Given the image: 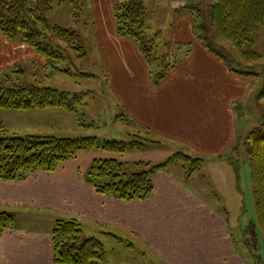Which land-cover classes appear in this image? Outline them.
<instances>
[{
	"label": "crops",
	"instance_id": "1",
	"mask_svg": "<svg viewBox=\"0 0 264 264\" xmlns=\"http://www.w3.org/2000/svg\"><path fill=\"white\" fill-rule=\"evenodd\" d=\"M15 48L0 29V61L16 54ZM255 48L261 58L249 64L223 59L197 40L157 83L134 43L131 63L111 49L124 105L140 128L202 157V168L190 176L173 173L171 166L158 170L151 193L131 200L98 192L80 168L73 175L61 172L62 166L23 180L0 178V210L16 215L0 233V264H61L54 260L52 230L58 218L68 217L82 222L86 236L102 240L103 264H124L122 247L141 250L154 264H262L264 232L259 237L241 139L263 115L264 98L258 94L264 83V27L255 36ZM250 223H256L258 259L244 240Z\"/></svg>",
	"mask_w": 264,
	"mask_h": 264
},
{
	"label": "trees",
	"instance_id": "2",
	"mask_svg": "<svg viewBox=\"0 0 264 264\" xmlns=\"http://www.w3.org/2000/svg\"><path fill=\"white\" fill-rule=\"evenodd\" d=\"M71 1L76 16L75 10L79 5L76 1ZM44 4L50 6L51 0H0V29L10 39L20 30L23 38L38 52H46L56 59L55 61L65 59L67 46L62 47L52 41L47 42L49 48L44 46L46 42L42 38H50L45 31L51 28L50 20L42 9ZM193 7L196 20L192 27L196 37L212 52L226 59L225 55L209 42L206 27L199 22L200 8ZM113 17L118 36L130 38L146 63L159 58L153 52L155 38L146 33L148 25L144 0H116ZM210 20L214 38L231 43L242 63L255 62L261 58V53L255 48V36L264 27V0H211ZM54 29L60 35L74 33L70 28L58 25H55ZM76 48L80 50L78 56L87 55L83 45L79 44ZM171 65H174L172 61L169 65L165 63L164 69L157 73L153 81L159 82ZM54 67L70 73L68 69ZM85 94H70L68 91L39 85L36 82L6 85L0 80V108L4 109L59 108L76 112L79 120L78 106L83 103ZM259 96L264 98V83ZM260 120L259 124L249 131L246 140L251 180L256 195L257 222L264 232V114ZM143 143L144 140L137 138L126 141L100 139L97 136L8 135V129L0 120V178L23 180L39 169L52 172L60 161L67 160L81 149L100 147L108 151L122 152L142 147ZM178 161L187 176L200 170L204 162L200 156L177 151L160 163L152 164L150 161L138 160L133 163L132 170H126L124 162L116 158H95L84 176L98 192L130 200L144 198L153 189L154 174ZM15 220V213L0 210V233L4 228L13 225ZM52 241L54 260L57 263L103 264L106 259L107 252L102 240L96 236H86L82 222L76 217L58 218L52 230ZM256 241L252 244L246 241V244L258 259V254L254 252L257 250Z\"/></svg>",
	"mask_w": 264,
	"mask_h": 264
},
{
	"label": "rangeland",
	"instance_id": "3",
	"mask_svg": "<svg viewBox=\"0 0 264 264\" xmlns=\"http://www.w3.org/2000/svg\"><path fill=\"white\" fill-rule=\"evenodd\" d=\"M74 1L79 5V8L75 10L76 16L71 0H51L50 6L49 4L42 6L51 25V28L45 31L50 38H46L47 36L42 38L46 42L44 46L49 48L48 41L62 47L67 46L65 59L55 61L56 59L46 52H38L29 41L23 38V33L19 30L11 39L8 38L12 45L16 46V54L8 59H1L0 80L6 85L36 82L39 85L68 91L70 94L86 93L83 103L78 106L80 119L78 120L76 112L59 108L34 109L35 111L0 108V120L8 129V135L97 136L100 139L130 141L137 138V140H144L142 147L122 152L108 151L100 147L78 150L74 156L60 161L56 168L58 170L66 166L61 172L71 175L78 174V168H80L84 176L95 158H116L124 162V169L132 170L133 163L138 160L156 164L166 160L177 151L193 155L185 149L161 141L152 130L140 128L137 120L129 112V108L124 105L117 83L116 67L111 64L108 52L117 48L126 62H134L131 58L133 43L130 38L117 34L113 17V6L116 0ZM175 2L180 5L175 6ZM210 3L211 0H144L148 25L146 33L155 38L153 52L155 56H159L151 63H147L152 79H155L157 73L164 69L165 63L169 65L171 61H177L178 55L182 56L184 50L192 49L196 41H200L192 27L196 20L193 6H198L201 10V21L199 22L206 27L207 38L213 47L224 52L227 60H239L231 43L214 38L211 29ZM55 25L70 28L74 33L60 35L54 29ZM79 44L86 49L87 55L84 57L77 55L80 53V50L76 48ZM248 63L253 64L254 62ZM54 66H59L64 70L68 69L70 73L57 70ZM261 84L262 80H258L256 88L259 89ZM261 111L264 114L263 107ZM246 136L241 140L246 142L247 147ZM236 158L239 160L236 163H240V173L244 174L242 171L244 162L240 156ZM209 167L207 164L206 168ZM40 170L45 171L43 169L38 171ZM170 170L177 174L183 172L179 161L175 162ZM204 170L205 168L203 172ZM250 185H252L251 176ZM253 199L252 193V202ZM251 214H254V211H251ZM255 225L256 223H250L243 230L244 240L250 244L256 240ZM257 225L260 237L262 229L258 222ZM121 249V253L127 256L124 264L155 263L150 256L143 258L144 254L141 250L138 252L137 250H124V247ZM261 262L264 264V259ZM111 264L114 263L111 262Z\"/></svg>",
	"mask_w": 264,
	"mask_h": 264
},
{
	"label": "water",
	"instance_id": "4",
	"mask_svg": "<svg viewBox=\"0 0 264 264\" xmlns=\"http://www.w3.org/2000/svg\"><path fill=\"white\" fill-rule=\"evenodd\" d=\"M174 4H175V6H178V5H180V3H177V2H175Z\"/></svg>",
	"mask_w": 264,
	"mask_h": 264
}]
</instances>
